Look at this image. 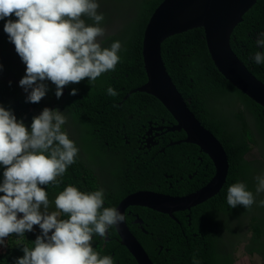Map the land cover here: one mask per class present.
<instances>
[{"label":"trees","instance_id":"trees-1","mask_svg":"<svg viewBox=\"0 0 264 264\" xmlns=\"http://www.w3.org/2000/svg\"><path fill=\"white\" fill-rule=\"evenodd\" d=\"M163 1L98 0L100 5L98 13L104 15V21L108 20L112 11L122 13L123 24L105 39L109 46L120 40L121 59L115 71L102 74L94 87H91L86 78L79 84L66 86V92L57 99L59 104L73 114V121L82 122L84 131L90 130V133L88 140L82 138L85 132L75 137L68 135L75 142L79 153L75 163L68 167L65 174L56 178V183L44 186L48 193L49 213L56 211L55 198L69 185L84 192L99 190L97 187V184H100L97 177L99 172L94 165L96 162H99L100 169L104 163H112V177L116 179L113 186L103 189L105 207L116 208L125 196L139 189L171 192L157 184L135 180L133 177L135 175L125 181L127 167L132 159L140 153L145 160L150 159V155H146L144 151L134 150L132 145H126L124 136L128 128L143 125L146 128L151 125L149 121L157 125H161L162 120H165L166 124L175 122L171 113L155 96L146 92H133L148 80L143 56L144 31L153 12ZM127 4H130V7L125 9ZM12 19L15 20V16ZM85 20L88 24L94 23L87 18ZM6 22L0 20V35L5 40L0 44L3 54L7 50L8 41V35L4 32ZM262 32H264V0H258L233 31L231 45L248 69L264 82V64H256L252 59L256 52H264V48L256 45V40ZM162 54L167 71L189 108L223 142L228 153L230 170L228 183L220 193L223 197L214 198L201 206L210 213V216L193 217V226H187L188 218L182 213L177 214L181 224L160 212L139 208L149 233H143L141 230L135 233L149 253L151 238L156 239L163 246L165 255L169 256L166 264H195L194 256L198 264H255L252 257L256 254L262 258L264 264V207L253 206L255 211L251 208L253 213L242 221L239 228L237 222L247 209L243 206L231 208L227 203V189L230 185L243 182L247 190L254 192L255 175L263 174L256 170L263 171L264 161L250 160L248 154L252 144L257 143L256 132L264 143V106L236 88L218 70L209 53L203 28H195L167 38L162 45ZM11 64V68H14L16 63L11 62ZM1 72L0 106L11 110L17 120H22L30 130L33 118L39 115L34 113L32 108L43 110L48 106L43 100L39 103L26 102L25 91L21 90L16 80H8L14 77L11 74L15 76L18 74L13 69H9V72L8 70ZM15 78L21 80L20 77ZM108 87L114 88L117 96L108 95ZM73 88L78 89V94L75 96L69 94ZM224 99L227 106H224ZM232 103L239 105L236 112L229 109ZM230 123L236 127L231 128ZM169 135L174 141L187 137L185 131L170 132ZM80 138L83 146L80 144ZM200 153V148L196 144L183 142L168 146L166 153L162 155V160L164 162V156H170L175 161H181L182 158L197 156ZM205 158L211 162L206 155ZM180 168L173 172L168 166L163 165V172L176 174ZM153 169L160 179H163L161 167ZM3 172L4 167L0 166V183L3 182ZM214 174L215 167L210 163L206 176L198 177L200 187L207 184ZM2 195L4 193H0V196ZM41 211L44 209L42 208ZM219 212H221L219 216L215 215ZM60 218L67 217L61 214ZM249 229L252 230L250 236ZM151 233L154 235L151 236ZM38 235L39 233L34 229L26 232L24 237L11 235L8 239L9 247L5 250L0 248V264H15V261L24 255L22 247H32ZM110 237L111 240L105 243L102 237L94 235L92 241L94 250L101 256H111L114 264H138L117 239L118 235L114 227L110 228ZM240 245H243L244 254L248 258L237 261L236 252ZM167 248L169 251H166Z\"/></svg>","mask_w":264,"mask_h":264},{"label":"clouds","instance_id":"clouds-1","mask_svg":"<svg viewBox=\"0 0 264 264\" xmlns=\"http://www.w3.org/2000/svg\"><path fill=\"white\" fill-rule=\"evenodd\" d=\"M99 7L98 0H0V20L7 21L4 24V32L8 35L9 41L15 45L17 54L26 65V74L19 82L24 89L21 90L27 93L26 102L39 103L49 90L47 82L55 85L56 98L60 99L66 86L79 84L87 78L91 87H94L102 74L115 71L121 59L119 52L122 51V44L120 40L113 42L111 46L105 42L106 37L112 33L109 32L110 27L115 26H109L108 20L104 21V15L98 13ZM13 16L15 20L12 19ZM85 18L94 23H86ZM120 27L117 26L116 30ZM256 45L264 48V32L259 34ZM252 59L256 64H264V52H256ZM2 67L0 65V69ZM69 94L77 95L78 89L73 88ZM107 94L112 97L117 96L116 90L112 87L107 88ZM149 122L150 128L157 125L153 121ZM66 123L67 117L64 112L45 107L33 118L29 130L22 120H17L11 110L0 106V166L4 167L3 182L0 183V193H4L0 196V248L5 250L9 247L8 239L11 235L24 237L26 232L34 229L39 235L32 247H22L24 255L18 258L15 264H114L111 256H101L94 250L93 236L99 235L106 243L111 240L110 228L114 227L118 235L117 239L123 245V238L116 226L126 219L129 230L143 245L152 264H166L169 256L163 252V246L152 237L149 253L135 233L139 230L149 233L139 208H150L140 205L129 206L126 217L117 210L127 196L152 190L139 189L132 192L125 196L116 208L104 206L103 189L113 186V183H107L106 177L112 178L114 184L116 183L115 177H112L110 163H104L101 169L95 168L99 172L97 174L100 182L97 184L99 190L84 192L69 185L56 196L54 201L56 211L50 213L47 211L49 199L44 186L56 183V178L65 174L68 167L75 163L79 153L75 142L62 130ZM174 123L176 121L168 125L172 127ZM202 125L205 126L203 123ZM205 128L208 129L206 126ZM217 139L224 147L221 139L218 137ZM80 141L83 146L81 138ZM171 143L170 145H173ZM200 152L197 160L204 165L207 164L208 168L210 163L215 167L209 156L201 149ZM250 154L251 151L248 154L250 160L264 161L263 153L262 158ZM205 155L211 162L205 158ZM164 157L165 161L163 163L161 158L160 165L163 179H160L153 168H146L142 176L136 174L135 177L141 178L138 181H148L173 192L158 193L182 198L180 207H186L185 209L175 210L172 215L160 213L181 224L177 214L182 213L188 218L186 225L193 226V217L210 216V213L201 206L214 198L223 197L220 193L228 181L226 180L215 195L195 205L186 198L198 193L213 178L202 187L194 186L193 164L188 158L175 161L170 156ZM163 165L168 166L169 169L171 165L170 170L173 172L178 167L181 168L176 174H167L163 172ZM262 173L255 177V195L247 190L243 182L228 187L227 203L231 208L243 206L251 210L257 203L256 196L264 193V167ZM258 206L264 207V199L259 200ZM42 208L44 211H41ZM61 214L67 218L61 219ZM220 214L221 212L215 213L217 216ZM251 234L252 230L249 229V236ZM153 235L154 233H151V236ZM240 248L242 255H238ZM126 249L128 250L127 247ZM166 251L169 249L167 248ZM128 252L132 255L129 250ZM236 256L237 261L248 258L244 254L243 245L239 246ZM193 259L195 264H198L195 256ZM136 262L138 263L137 260Z\"/></svg>","mask_w":264,"mask_h":264},{"label":"water","instance_id":"water-1","mask_svg":"<svg viewBox=\"0 0 264 264\" xmlns=\"http://www.w3.org/2000/svg\"><path fill=\"white\" fill-rule=\"evenodd\" d=\"M257 1L164 0L153 13L145 29L143 56L148 80L133 92H146L159 99L176 121L169 130L186 132L185 140L171 144L187 142L198 145L216 167V174L211 182L198 193L186 198L195 205L215 195L226 182L230 169L229 158L220 141L202 125L173 82L163 59L162 44L176 34L203 28L209 53L218 70L236 88L264 106V83L252 74L231 45L233 31ZM181 200L182 198L158 192L140 191L127 196L117 210L126 217L129 206L140 205L172 215L173 211L186 208L180 207ZM116 227L123 238L122 244L138 263L152 264L143 245L129 230L126 219Z\"/></svg>","mask_w":264,"mask_h":264},{"label":"rangeland","instance_id":"rangeland-1","mask_svg":"<svg viewBox=\"0 0 264 264\" xmlns=\"http://www.w3.org/2000/svg\"><path fill=\"white\" fill-rule=\"evenodd\" d=\"M128 7H130V4H127L124 8L126 9ZM121 14L122 13H118V12H115V11H112L109 14V16H108V24H109V26H115L114 28L113 27H110V31L109 32H113L114 30H116L117 26H121L123 24V17H121ZM101 27H103V26H101ZM3 41H5V40L0 35V44ZM6 47H7V50L3 54L2 48L0 46V65L3 66L2 69H0V72L2 70L3 71L8 70V72H9V69H13V71L16 74H18V75L15 76V75H13V74L10 73L14 77L9 78L8 80H12V79L13 80H16L17 84L20 86V84H19L20 79H16L15 77H20L21 79L24 77V75L26 74V65L22 62L20 56L17 54V52L15 50V45L12 44L9 41V38H8L7 46ZM11 62H15L17 65L15 64L14 65V68H11V65H12ZM47 84H48V89L49 90H48L46 96L42 100L44 101V103L49 108H51L53 110L59 109L61 112H64V115L67 117V123L63 126L62 130L63 131H66L67 134L70 135V136H72V137H75V135L77 136V134H83L85 132V134L82 135V138H85L86 140H88V138H89L88 136H89L90 130L84 131V129H83L84 124L82 122H80V121H73V119H74L73 114L70 113L65 106H63V105H61V104H59L57 102V98H56V95H55V90H56L55 89V85L52 84L51 82H47ZM21 89L24 90L22 87H21ZM66 90H67V88L65 87L64 88V92H66ZM64 92H63V94H64ZM227 100H229V99H227ZM223 103H224V106H227L226 105L227 102H226L225 99L223 100ZM238 108L239 107H238V105L236 103H232L231 106L229 107V109L230 110H233L234 112H236L238 110ZM32 111L34 113H36V114H40L42 112V110H40L38 108H32ZM230 127L231 128H235L236 126L233 123H230ZM256 138H257V143L252 144V150H251L250 156L262 158V153L264 154V143L263 142L260 143V141H261L260 135L257 132H256ZM80 144H81V141H80ZM81 146H82V144H81ZM94 165L96 166V168H99V162L94 163ZM256 171L262 172L261 170H256ZM256 176H257V174L255 175V177ZM106 181H107V183H111L109 177H108V179L106 177ZM253 194L255 195V191L253 192ZM261 199H264V193H261L260 195L256 196L257 203L254 204L253 206H258V202ZM253 206H252V208L255 211V208ZM252 213H253V211L247 210L246 213L244 212L241 215V218L237 222L239 228L241 227L242 221L245 220L246 218L250 217V215ZM21 216H22V214H21ZM35 227H37V226H34V228ZM242 253H243L242 252V248H240V250L238 251V255H242ZM253 260H254L255 264H263L262 258L259 255L253 256Z\"/></svg>","mask_w":264,"mask_h":264},{"label":"flooded vegetation","instance_id":"flooded-vegetation-1","mask_svg":"<svg viewBox=\"0 0 264 264\" xmlns=\"http://www.w3.org/2000/svg\"><path fill=\"white\" fill-rule=\"evenodd\" d=\"M170 127L171 125L166 124L165 120H163L161 125H154L152 128L147 126L145 128V125L141 127L130 126L128 128L127 134L124 137L126 145H132L134 150L144 151L146 155H150V159L145 160L142 158L141 153L135 159H132L127 167L125 181L130 179L132 175L137 174L142 176L146 168H154L161 165L162 155L166 153L168 146H172L170 143L174 142L173 138L169 135L170 131L168 129ZM188 160L193 164V185L199 187L198 177L204 178L206 176L208 166L197 160V156H190ZM110 165L112 166V163ZM131 169H133V172H131ZM134 179L138 180L141 178L136 176ZM110 182L114 184L112 178H110Z\"/></svg>","mask_w":264,"mask_h":264}]
</instances>
